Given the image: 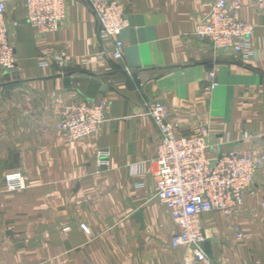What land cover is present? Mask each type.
<instances>
[{
  "label": "crops",
  "instance_id": "obj_1",
  "mask_svg": "<svg viewBox=\"0 0 264 264\" xmlns=\"http://www.w3.org/2000/svg\"><path fill=\"white\" fill-rule=\"evenodd\" d=\"M215 1L125 0L122 55L104 60L84 0H65V19L46 33L27 22L24 0H5L16 67L0 69V264H190L171 245L176 226L154 195L160 133L147 105L163 102L181 134L204 126L208 154L264 155V11L239 0V19L253 26L242 58L195 35ZM56 49L71 56L66 68L40 66ZM99 100L105 121L93 134L72 140L58 129L65 104ZM101 150L107 166L96 164ZM17 169L24 186L7 191L4 175ZM263 200L264 168L236 212L201 215L215 264H264Z\"/></svg>",
  "mask_w": 264,
  "mask_h": 264
},
{
  "label": "built area",
  "instance_id": "obj_2",
  "mask_svg": "<svg viewBox=\"0 0 264 264\" xmlns=\"http://www.w3.org/2000/svg\"><path fill=\"white\" fill-rule=\"evenodd\" d=\"M98 22L97 38L101 45L100 58L118 59L123 44L120 32L129 26L125 0H84ZM27 22L40 33L54 31L65 19V0H24ZM239 0H216L209 12L195 29L196 37L209 39L214 49L232 50L242 58L250 55V38L253 26L239 19ZM257 9L264 11V0H256ZM6 2L0 0V69L13 71L16 58L8 38L5 21ZM71 60L65 50H52L40 58L39 65H54L64 70ZM207 87L216 86L215 74H207ZM104 100L95 103L73 101L65 104L59 114L57 127L72 140L93 134L105 121ZM146 113L159 130L160 141L156 147L153 189L156 200L166 207L176 226L170 243L186 250L190 264H215L203 248L204 234L201 215L219 211L230 216L244 205L253 179L264 168V155L250 151L230 150L208 154L209 143L204 126L192 133L179 132V125L169 116L167 106L161 101L147 105ZM96 164H109L108 151L96 153ZM7 191L23 188V175L17 169L4 175ZM134 186L145 187L144 180L137 178ZM264 206V200L262 201ZM81 228L88 231L85 225ZM238 238L243 237L238 225H234Z\"/></svg>",
  "mask_w": 264,
  "mask_h": 264
},
{
  "label": "water",
  "instance_id": "obj_3",
  "mask_svg": "<svg viewBox=\"0 0 264 264\" xmlns=\"http://www.w3.org/2000/svg\"><path fill=\"white\" fill-rule=\"evenodd\" d=\"M140 214H137V217L139 216Z\"/></svg>",
  "mask_w": 264,
  "mask_h": 264
},
{
  "label": "rangeland",
  "instance_id": "obj_4",
  "mask_svg": "<svg viewBox=\"0 0 264 264\" xmlns=\"http://www.w3.org/2000/svg\"><path fill=\"white\" fill-rule=\"evenodd\" d=\"M176 232V231H175Z\"/></svg>",
  "mask_w": 264,
  "mask_h": 264
}]
</instances>
